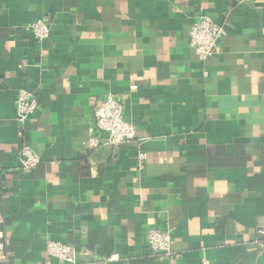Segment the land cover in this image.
Instances as JSON below:
<instances>
[{
  "label": "crops",
  "instance_id": "crops-1",
  "mask_svg": "<svg viewBox=\"0 0 264 264\" xmlns=\"http://www.w3.org/2000/svg\"><path fill=\"white\" fill-rule=\"evenodd\" d=\"M202 16L226 30L203 65L188 44ZM36 21L50 26L42 42L26 30ZM20 90L38 103L22 127ZM107 94L121 98L137 138L109 147L100 135L87 151ZM23 145L40 160L29 173ZM259 228L264 0H0V243L9 258L65 264L45 253L57 241L77 250L76 264H264ZM150 229L170 234L173 260L150 250ZM112 254L119 259L106 262Z\"/></svg>",
  "mask_w": 264,
  "mask_h": 264
},
{
  "label": "built area",
  "instance_id": "built-area-1",
  "mask_svg": "<svg viewBox=\"0 0 264 264\" xmlns=\"http://www.w3.org/2000/svg\"><path fill=\"white\" fill-rule=\"evenodd\" d=\"M249 1V0H244ZM26 30L31 32L34 38L42 42L50 35V26L46 22L36 21L28 26ZM226 30L223 25L217 24L210 16H202L193 24L188 32L189 47L193 51L196 61L205 64L213 55L217 42L223 38ZM133 91V88H130ZM16 121L22 127L38 110V103L34 96L26 91L20 90L16 98ZM94 127L90 130V137L84 143L87 151H93L101 145L100 135H104L106 141L103 145L117 147L119 145L134 141L137 138L135 126L127 121L123 114L122 100L118 96L107 94L99 105L94 109ZM99 133V135H95ZM142 142L139 143L140 147ZM146 154L142 150L136 153L137 169L143 171ZM39 157L28 145H23L20 151V168L23 173L31 172L38 164ZM257 234L264 235V228H259ZM147 244L153 254L158 258L173 260L171 251V237L168 232L150 229L146 235ZM47 256L56 258L65 264H76L78 252L75 248L57 241H49L46 244ZM119 259L117 254L105 258L106 262H114ZM0 264H16L4 252V244L0 243ZM207 264V261H203Z\"/></svg>",
  "mask_w": 264,
  "mask_h": 264
},
{
  "label": "trees",
  "instance_id": "trees-1",
  "mask_svg": "<svg viewBox=\"0 0 264 264\" xmlns=\"http://www.w3.org/2000/svg\"><path fill=\"white\" fill-rule=\"evenodd\" d=\"M263 240H262V237L261 238H259V241H257L258 243H257V246H261V242H262Z\"/></svg>",
  "mask_w": 264,
  "mask_h": 264
}]
</instances>
